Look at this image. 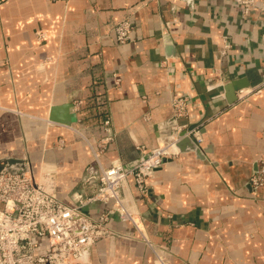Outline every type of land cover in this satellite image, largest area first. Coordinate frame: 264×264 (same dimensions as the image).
<instances>
[{
  "label": "crops",
  "instance_id": "crops-1",
  "mask_svg": "<svg viewBox=\"0 0 264 264\" xmlns=\"http://www.w3.org/2000/svg\"><path fill=\"white\" fill-rule=\"evenodd\" d=\"M125 19L131 39L118 44ZM263 58L264 0L249 15L234 0H0V160L54 165L58 198L98 218L107 206L86 202L83 179L103 122L115 134L105 167L186 124L202 157L164 161L147 197L130 178L139 228L111 213L115 234L92 246L91 264H155V248L170 264H264V185L250 182L264 171ZM234 81L249 94L230 104ZM185 93L195 101L175 120Z\"/></svg>",
  "mask_w": 264,
  "mask_h": 264
},
{
  "label": "built area",
  "instance_id": "built-area-1",
  "mask_svg": "<svg viewBox=\"0 0 264 264\" xmlns=\"http://www.w3.org/2000/svg\"><path fill=\"white\" fill-rule=\"evenodd\" d=\"M234 2L245 15H249L256 4V0ZM132 30L130 20L119 22L114 28L116 43H127ZM38 35L43 37L42 33ZM114 83L119 85L120 78L115 77ZM248 94L240 89L237 99H244ZM194 101L191 93L173 98L175 120L188 118ZM103 127L105 136L96 147H91L94 165L87 168L83 179L85 186L93 188L86 202H101L107 206L98 218L84 213L81 204L69 205L58 198L57 169L52 164L43 163L39 168L28 164V171L20 174L0 172V264H91L92 246L115 234L108 226L111 213H116L120 221L131 222L139 228V211L128 193L129 180L132 178L139 195L147 197L149 182L156 170L164 161L179 156L175 144L186 124L177 125L174 137L159 142L154 148L138 147L140 156L136 160L124 162L116 158L108 167L101 163V156L115 134L110 119L103 122ZM186 135H193L198 144L203 142L199 130ZM261 163L264 168V159ZM250 182L255 189L263 186L264 171L256 172ZM82 198L83 195L78 196L79 202ZM155 256V264H170L159 248H155Z\"/></svg>",
  "mask_w": 264,
  "mask_h": 264
},
{
  "label": "water",
  "instance_id": "water-1",
  "mask_svg": "<svg viewBox=\"0 0 264 264\" xmlns=\"http://www.w3.org/2000/svg\"><path fill=\"white\" fill-rule=\"evenodd\" d=\"M245 87H248V84H245V82L243 81L231 82L225 88L228 102L230 104L235 103L237 101V91ZM66 108L73 110L74 106L70 103L69 106H67ZM71 121H72V116L69 119L64 120L63 123L67 125H71ZM174 135H175L174 133H171L169 135V139L174 137ZM177 136L180 139L177 143L180 153L194 152L198 157L200 158L202 157V151L200 147L190 137L185 136L184 132L179 133ZM28 169H29V165L26 164L24 160L14 159V158H5L3 160H0V172L2 170H6L11 174H20L28 171ZM256 172H258V168Z\"/></svg>",
  "mask_w": 264,
  "mask_h": 264
},
{
  "label": "bare ground",
  "instance_id": "bare-ground-1",
  "mask_svg": "<svg viewBox=\"0 0 264 264\" xmlns=\"http://www.w3.org/2000/svg\"><path fill=\"white\" fill-rule=\"evenodd\" d=\"M179 141V140H178ZM178 143V142H177ZM177 143L175 144V147H176V149L180 152V150H179V148H178V146H177Z\"/></svg>",
  "mask_w": 264,
  "mask_h": 264
}]
</instances>
